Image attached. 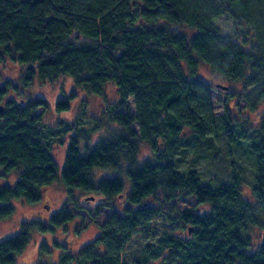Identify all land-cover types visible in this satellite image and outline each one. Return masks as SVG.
Listing matches in <instances>:
<instances>
[{
    "label": "trees",
    "instance_id": "obj_1",
    "mask_svg": "<svg viewBox=\"0 0 264 264\" xmlns=\"http://www.w3.org/2000/svg\"><path fill=\"white\" fill-rule=\"evenodd\" d=\"M221 15L234 29L246 25L245 36L221 33L213 23ZM6 61L21 70L16 81L0 84V178L17 175L0 182V221L14 213L15 200L37 204L59 173L67 189L126 200L90 242L72 252L63 247L51 261L42 241L32 264H264V241L254 246L250 234L264 230V111L248 146L255 155L249 197L233 160L219 184L201 175L199 162L180 168L216 127L228 142L237 136L227 112L220 123L213 114L199 65L248 88L251 109L264 102V0H0V64ZM62 77L71 79L69 98L73 89L105 98L112 85L117 101H106L115 127L93 144L86 140L97 125L74 126L59 168L53 143L69 129L44 121L48 102L30 87ZM11 90L19 96L7 98ZM54 108L66 111L69 101L58 99ZM94 169L113 175L96 178ZM157 193L168 208L146 203ZM188 196L198 207L176 209L172 201ZM70 218L63 205L47 221L21 220L15 234L0 240V264H16L34 231H52Z\"/></svg>",
    "mask_w": 264,
    "mask_h": 264
},
{
    "label": "rangeland",
    "instance_id": "obj_2",
    "mask_svg": "<svg viewBox=\"0 0 264 264\" xmlns=\"http://www.w3.org/2000/svg\"><path fill=\"white\" fill-rule=\"evenodd\" d=\"M213 23L219 28L221 33H225L230 37L235 38V36L241 34L245 36V32H247V26L244 24H239L238 28L234 29L233 22L228 16H218L213 20ZM20 70L21 67L18 64L10 61L0 64V84L6 78L16 81ZM198 78L211 87V105L217 121L220 123L223 113L227 112V120L231 118V129L237 136H235L234 141L228 142L224 136L223 128L218 127L217 129L216 127V136L204 142L202 149L196 153L192 152V149L186 153L183 159L180 160V168L184 169L199 162L200 164L197 167L201 175L209 179L213 184H219L228 180L230 174L229 166L233 160L236 166L241 167L240 176L243 181V194L249 197L253 185L255 155L248 149V146L258 137L257 121L259 114L264 111V102L257 103L255 108L251 109L244 98L248 88L242 87L240 82H229L213 74L205 64L199 65ZM217 83L228 86V90L216 87ZM72 87L71 79L68 77L58 78L51 82L34 83L30 87L32 92L41 95L48 102V109L43 114L44 121L54 129H69L65 131V135L62 137L63 141L54 140L53 143L52 151L59 168L63 164L65 146L69 137L77 133L74 126L84 127L87 131H90L92 126L97 125V129L90 132L91 136L86 140L89 145L115 127L107 117L106 105V101H117L112 85H107L104 94L105 98L74 89L73 93L75 95L69 98ZM18 96L11 90L7 98ZM61 98L69 101V108L66 111H55L54 102ZM128 105V110L133 111L134 105L131 98L128 101ZM77 115L81 119L78 122L76 120ZM239 128L243 131L242 135L238 134ZM82 142H84V139L80 140V145ZM143 148L142 151L145 154L148 148L146 146H143ZM197 157L198 160L194 162ZM93 173L96 178L113 175L108 169H94ZM16 176V173H11L0 178V182L13 183ZM124 196L125 194L110 199V202H106L98 194L85 193L77 188L67 189L62 184L59 173L58 179L42 192L41 199L37 204L28 205L25 204L26 202L19 200L11 202L15 207V211L8 219L0 221V240L15 234L18 223L21 220L47 221L50 215L65 205L68 213L71 214L70 220L62 225L55 226L52 231L44 233L34 231L31 240L16 258V264H32L36 262L39 259L40 243L44 241L47 244V248L51 249V252L47 253L44 258L53 261L63 247L71 252L76 251L82 245L94 239L99 232V226L112 214V209L120 210L126 204ZM157 200L159 201L157 202ZM101 201L106 202L108 206L101 204ZM172 202H174L178 210L187 207H198L193 196L178 197ZM146 203L159 204L163 208L170 206V203H165L161 200L160 193L156 194L155 199H148ZM95 206H98V213L95 217H92ZM250 234L254 246H258L264 241V230L262 228L254 227L251 229Z\"/></svg>",
    "mask_w": 264,
    "mask_h": 264
},
{
    "label": "water",
    "instance_id": "obj_3",
    "mask_svg": "<svg viewBox=\"0 0 264 264\" xmlns=\"http://www.w3.org/2000/svg\"><path fill=\"white\" fill-rule=\"evenodd\" d=\"M215 86L218 87V88H220V89H222V90H226V89L228 88V86L223 85V84H220V83H217ZM2 109H3V106L0 104V111H1ZM90 198H91V197H90ZM263 238H264V235H263Z\"/></svg>",
    "mask_w": 264,
    "mask_h": 264
}]
</instances>
